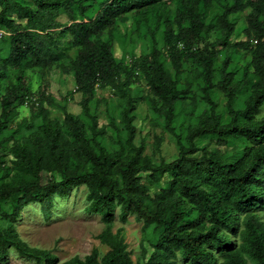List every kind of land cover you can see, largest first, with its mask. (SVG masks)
Returning a JSON list of instances; mask_svg holds the SVG:
<instances>
[{
	"label": "trees",
	"instance_id": "1",
	"mask_svg": "<svg viewBox=\"0 0 264 264\" xmlns=\"http://www.w3.org/2000/svg\"><path fill=\"white\" fill-rule=\"evenodd\" d=\"M27 1L0 0V30L9 32L8 51H0V81L7 80L0 100V218L6 222L0 226V264L10 249L37 264H57L50 251L23 242L15 223L31 204L48 217L56 199L81 186L87 189L86 211L105 224L98 240L108 251L100 260L93 250L83 260L74 257L64 264H133L121 230L111 231L117 209L121 223L134 215L142 231L151 229L154 235L152 251L147 255L144 249L137 264H174L176 253L187 264H218V257L221 264H264V222L258 216L264 211V118L256 120L264 105V0H104L93 17L88 13L95 0ZM245 11V38L236 40L234 19ZM61 12L68 26L57 20ZM141 32L149 38L148 53L130 64L117 59L116 42ZM213 32L218 39L198 50ZM183 61L197 71V93L191 80L181 82ZM54 67L73 76L80 115L68 113L41 87L33 99L27 73L44 75ZM138 75L151 94V108L164 117L163 128L177 145L171 160L154 161L143 144H135L131 113L137 101L131 86ZM216 87L226 98L227 123L211 98ZM98 88L124 100L121 129L108 115L119 145L113 152L102 143L106 126L90 108L91 102L95 110L102 103L109 106L96 97ZM244 93L239 108L237 97ZM198 99L209 109L196 124L184 125L186 106L195 107ZM28 104L39 122L23 120L8 132L18 108ZM55 107L61 121L49 115ZM203 137L219 146L245 144L226 159L217 149L199 148ZM160 143L157 139V148Z\"/></svg>",
	"mask_w": 264,
	"mask_h": 264
},
{
	"label": "rangeland",
	"instance_id": "2",
	"mask_svg": "<svg viewBox=\"0 0 264 264\" xmlns=\"http://www.w3.org/2000/svg\"><path fill=\"white\" fill-rule=\"evenodd\" d=\"M104 0H95L91 10L88 13L89 17H93L98 10L100 4ZM27 3L32 4L29 0ZM175 3H172L174 7ZM215 5V4H214ZM248 11L241 13L234 20L236 22V29L234 35L237 36L236 40L244 39L245 30L247 29V22L245 16ZM57 20L63 25L68 26L70 20L64 13H59ZM79 21V20H77ZM9 36V32L0 30V51L4 54L8 51V45L4 41ZM159 40V47L167 56V48L164 47L161 40V34L157 35ZM218 39L216 32L211 33L206 39L198 46V50L203 51L209 44ZM63 40V39H60ZM150 49L149 38L146 34L134 33L128 40H118L114 46V55L117 59L124 57L125 64L132 63L135 59L148 53ZM223 57H218L217 66L220 65ZM245 62V61H244ZM243 61H240L239 66L243 67ZM172 73L173 69L169 65ZM197 71L194 66L187 61H183L181 82L189 79L192 81V92H198V81L196 79ZM219 76L216 73L214 83L217 84ZM26 84L34 94L33 99L38 97L37 92L40 87L45 89V92L52 96L56 103L65 107L68 113L74 115L81 114V108L79 106L81 95L75 91V84L73 76L70 73H65L59 67H54L46 74H41L37 71L28 72ZM7 86V80L0 81V100L4 94L5 87ZM133 96L136 98V108L131 116L134 117V123L136 125L135 144L144 145V154L151 157L154 161L159 159L171 160L177 153L178 148L174 139L164 130L165 119L162 116L156 114L149 104V98L151 96L149 89L143 80L141 75H138L132 86ZM248 93L241 94L237 97L236 105L239 108L243 107V101ZM96 97L109 102V106L101 104L98 110H95L94 102L90 103V108L95 113L102 124L106 126V132L102 139V143L107 150L113 152L119 149L117 141V133L114 129L109 127L108 115L114 118L116 124L120 125V112L124 106V100L120 99L110 89L98 88L96 91ZM213 102L216 104V113L222 117V122L227 123L229 121V115L226 110V98L225 95L216 87L211 94ZM199 102L195 107L186 106L184 110L185 118L183 120L184 125H194L197 123L198 118L204 110L209 109V105L204 101L198 99ZM49 115L51 118L62 120V112L59 108H49ZM35 110L32 106H22L18 108V115L14 121L8 126V132L17 129L23 120H26L27 124L38 123L39 120H35L33 116ZM264 118V105L256 116V120ZM182 121V117L177 119V123ZM28 132L25 126L21 128V134L25 135ZM160 139V146L157 148L156 140ZM243 140L230 141L226 146H219L214 140H210L206 137L201 138L197 145L199 148L207 150L217 149L220 154L230 159L236 156V150L240 149L244 145ZM11 144L4 151H8ZM7 151L5 154H7ZM5 167L10 166V157H5ZM1 175V171H0ZM144 178V175H143ZM87 189L83 186L74 189L66 198L56 199L52 211L48 217L43 216L40 206L38 204H31L25 207L20 217L15 223V230L17 231L19 238L25 242L29 247L37 248L41 250H48L54 256L57 257V264H64L71 261L74 257H78L83 260L85 256L91 254L93 250L98 252V259L100 260L108 251V247L102 245L98 240V236L105 229V224L101 220V216L91 214L86 211L88 202L86 200ZM119 211L116 210L114 223L111 225V231L115 234L118 230H121V237L127 245V251L130 252V257L133 264L142 262L143 250H146V254L149 255L152 251V244L154 242V235L151 229L146 232L142 231V221H138L134 215L127 218L126 223L119 221ZM258 216L261 221L264 222V211H258ZM0 226L5 227L6 222L0 218ZM237 238H233L235 243ZM238 243V242H237ZM174 264H187L186 261L181 259L178 253L174 259ZM218 264L222 263V259L218 257ZM1 264H37L34 261L22 258L17 255L13 250H9L7 260Z\"/></svg>",
	"mask_w": 264,
	"mask_h": 264
}]
</instances>
